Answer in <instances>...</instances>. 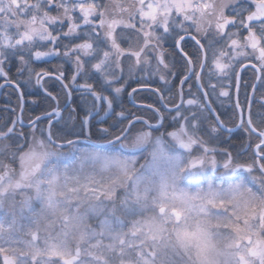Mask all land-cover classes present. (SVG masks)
<instances>
[{
	"label": "snow or ice",
	"instance_id": "6c2138e0",
	"mask_svg": "<svg viewBox=\"0 0 264 264\" xmlns=\"http://www.w3.org/2000/svg\"><path fill=\"white\" fill-rule=\"evenodd\" d=\"M5 87L0 264H264V0H0Z\"/></svg>",
	"mask_w": 264,
	"mask_h": 264
},
{
	"label": "flooded vegetation",
	"instance_id": "af4514ba",
	"mask_svg": "<svg viewBox=\"0 0 264 264\" xmlns=\"http://www.w3.org/2000/svg\"><path fill=\"white\" fill-rule=\"evenodd\" d=\"M62 63L59 60L53 59L51 64H43V63H39L36 65L37 69L39 68H51L54 67L57 64ZM10 69H15L16 68L9 66ZM69 66L65 65V68L67 69ZM14 71V73L16 74V72ZM133 86H135V84H133ZM27 92L30 93V95H27L25 97V116L27 117L28 115L34 113V112H38L41 108L47 107V101L43 98V94L41 92V90L37 87V86H28L27 87ZM143 95V94H142ZM133 99L134 98H130L128 96H124L123 97V102L124 105L130 109H133ZM36 100L37 104H33L32 101ZM17 96L16 94H14L12 92L11 89L5 87V88H0V116H3L4 118H7L8 113L3 112L2 110L6 107V106H11V107H15L17 105ZM219 110L223 113V112H227L230 110V106L229 103L227 102L226 98H225V102L223 105H218Z\"/></svg>",
	"mask_w": 264,
	"mask_h": 264
},
{
	"label": "trees",
	"instance_id": "16d2710c",
	"mask_svg": "<svg viewBox=\"0 0 264 264\" xmlns=\"http://www.w3.org/2000/svg\"><path fill=\"white\" fill-rule=\"evenodd\" d=\"M13 67V66H12ZM15 68V67H14ZM14 71H15V69H12L11 70V74L13 75V76H15V73H14ZM16 72V71H15Z\"/></svg>",
	"mask_w": 264,
	"mask_h": 264
}]
</instances>
